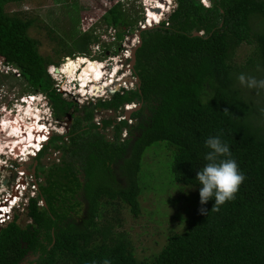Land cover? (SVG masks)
<instances>
[{
    "label": "trees",
    "instance_id": "16d2710c",
    "mask_svg": "<svg viewBox=\"0 0 264 264\" xmlns=\"http://www.w3.org/2000/svg\"><path fill=\"white\" fill-rule=\"evenodd\" d=\"M24 1L0 0V57L19 69L23 93L46 94L61 119L74 105L49 72L61 62L41 53L39 40L30 34L35 17L8 10ZM176 2L165 20L146 29L140 27V11L125 9L120 1L104 14V23L117 29L114 53L127 30H142L133 70L139 81L134 88H116L95 108L122 113L124 104L136 102L141 106L129 116L134 123L114 118L97 123L94 106L85 105L86 117L81 112L74 117L70 140L50 137L37 160L49 146H60L58 140L64 157L30 199L26 218L32 221L21 224L16 214L0 228V264H103L105 259L111 264H264V105L236 84L244 71L257 75L264 68V0H211L209 7L201 0ZM80 31L57 52L90 54L98 35ZM244 44L254 46L253 54L238 66L236 51ZM125 129L128 137L121 139ZM216 136L246 177L235 199L219 211L212 210L214 198L200 204L202 185L196 179L207 163L205 141ZM161 141L173 160V181L183 186V192L174 191L187 201L186 214L175 212L171 218L184 224L182 230L171 228L160 250L140 257L123 228L121 209L138 219L146 211L143 194L154 199L161 179L148 164L152 174L143 176L144 159L156 161L155 145ZM159 204L149 213L152 218ZM202 207L206 215L200 214Z\"/></svg>",
    "mask_w": 264,
    "mask_h": 264
},
{
    "label": "rangeland",
    "instance_id": "374dc122",
    "mask_svg": "<svg viewBox=\"0 0 264 264\" xmlns=\"http://www.w3.org/2000/svg\"><path fill=\"white\" fill-rule=\"evenodd\" d=\"M119 1L121 2L123 8L131 12H134V10L140 11L142 16L141 21L143 20V25L141 24L142 27L145 25L148 27L149 25L154 26L159 24L164 18L168 17V11L170 8L173 9L175 4L172 0H170L173 4H167L168 8L166 9H168V11H163L162 20L160 21L158 20L160 18L159 12H156V9H151V7L158 8L156 5L157 0H26L21 3L10 4L8 10L10 12L15 11L37 19V22L35 23L36 25L30 29V34L39 40L41 53L52 56L55 60H59L61 63L58 66L55 65V67L62 68V66L72 57L71 56L69 58L66 56L67 53L57 52L60 48H62L63 43L70 40V36L77 30H81L80 34L87 32L88 30H94V33L99 35L102 30L107 28L106 23H104L103 20L104 14ZM146 12L150 17L153 16L151 20L155 17L154 20L158 21L155 22L148 20L149 25H147ZM158 14L159 16H157ZM257 26H259V24L256 22V27ZM129 41L130 38L127 40L124 38L120 50L116 53H121L126 48V44ZM111 42H104L101 44V41H99L98 44L93 43L91 46V53L87 56L102 61L108 59L107 54H116L114 51L117 44ZM110 44H112V46H110ZM96 45L100 47V50ZM135 45L136 44L134 43V46ZM253 48L254 46L250 44H244L239 47L236 51L234 59L238 66H242L245 62H247L248 57L253 54ZM132 50L133 48H131V51ZM121 59L123 60V58ZM90 61H92V59ZM5 63L4 59L0 57V96L4 97L3 106L6 105L5 107L0 108V125H2V129L0 131V195L2 194L0 202L5 201L4 204H0V206L10 207L8 204L10 202L4 200V198L12 201V205L14 202L17 203L11 208L9 217L6 221L2 223L0 222V227L6 226L9 222H11L16 214L19 215L18 222L21 224H27L32 221L31 218H26L27 209L25 208L28 206L29 201L34 194L35 197L37 196V191L35 190V186L33 187L31 185L32 182L28 179L30 178L29 172L31 170L27 169V165L29 166V164L32 163L37 156H32L33 158H31L22 154L23 152H32L34 146L42 145V147H44V143L46 144L50 140L51 135L54 133L62 134L65 131L67 120L68 125H70L71 122V118L69 119V117L57 120L55 112L52 110V105L48 103L43 94L39 93L38 95H35L36 99L34 96L28 98V96H31L33 93H23L26 83L24 79L19 76V69L14 66L8 67ZM114 66L118 65H110L109 67ZM83 67L84 65L82 64L79 70ZM256 72L257 75L247 71H244L242 74L246 78H255L256 80L264 79V68H259ZM52 74L56 85L64 81V84L60 85V89H62L63 96L68 100H79L83 102L81 104L92 106L94 103H97L98 99L102 96L105 98L109 95L108 92L104 95L107 88H101L102 92H95V94L98 93V97L96 98L93 96L94 93L85 94L86 92H82L85 95H82L83 97H81V95H77L80 88L77 89L76 87L79 83L77 81L70 82V80H73L71 75L59 72L56 73V71L52 72ZM122 74L123 71L121 70L118 75ZM76 79L79 81L78 77H76ZM236 84L242 87L243 92L247 97L252 98V100L254 99L253 101L256 103L264 105V89L249 88L246 85L241 84L239 79L236 81ZM65 89H68V91ZM139 106L140 105L136 102L124 104L122 107L123 111L120 113L121 116H123L121 118L122 121L127 120L130 124L134 123V118L127 117V113L130 112L133 114V111L130 110L134 107L138 108ZM42 112L43 116L41 117L40 114ZM32 113L33 117H35L30 119L32 117L30 114ZM99 117L100 116H98V119ZM40 119L41 123L37 126L36 121ZM31 120H34L33 127L32 123H30ZM42 123L47 127L46 132L43 133V135L46 136V139L38 141L41 140V136L38 137L39 134H34L37 133V128L40 130V128L43 127ZM5 124L9 125L6 126ZM14 128L15 130L13 131ZM29 128L30 130L33 128V135L30 134ZM29 137H31V139ZM22 140L23 142L21 143ZM29 140L32 142L27 144L30 142ZM12 141L15 143H9ZM24 143L26 144L22 148L21 146ZM146 151V154L151 152L150 148ZM155 153H159L158 155L161 157L158 156L154 163L153 159H147L146 161L144 159L147 171L143 172L144 177L151 176L152 174L146 164L150 165L151 168L155 167L154 170L158 171L159 178L161 179L159 184L161 185L153 193L155 200L152 199V193L150 195H147V192L143 194L141 202L143 206L142 208H146V213L144 212V215L138 219H134V217L129 213L127 207H123L121 209V215L123 217L122 222L124 224L123 228L128 231V236L133 241L136 247L137 255L140 257L151 256L153 253L160 250L166 242L171 228L174 231L182 230L184 224L180 222L178 218H171L175 212L180 211L182 214H186L184 204L187 201L183 203L185 199L179 197L178 192L174 191L179 189L180 192H183V186H179L178 182L173 181V176L169 170L173 160L171 156H168L169 152H167L166 143L164 141L155 145ZM41 156H44V153L40 155L39 159ZM44 160H47V158ZM17 171H19V173H17ZM25 180L29 183L28 187H31L33 191L31 194H28L31 192V190H29L22 197V186L20 185L21 183H24ZM172 183H175V185L171 186ZM156 199L158 200L156 201ZM179 200L181 201L179 202ZM43 201L44 200H40L39 204H44ZM159 201L160 204L157 207L158 216L156 215L152 218V215H149V213L154 210ZM164 213L167 215L160 217V215H163ZM26 261L27 260L25 259L22 262Z\"/></svg>",
    "mask_w": 264,
    "mask_h": 264
},
{
    "label": "clouds",
    "instance_id": "9594fccd",
    "mask_svg": "<svg viewBox=\"0 0 264 264\" xmlns=\"http://www.w3.org/2000/svg\"><path fill=\"white\" fill-rule=\"evenodd\" d=\"M160 1H163V0H160ZM168 1H169L167 3L168 5H171V3L174 2V1L176 2V0H172V2L170 0H168ZM156 3L158 4L159 0H157ZM201 3H203V2L201 1ZM205 6L209 7V6H207V4ZM170 10H173V9L170 8ZM163 11L164 12L168 11V9L163 10ZM168 13L170 14L171 11H169ZM162 14H161L160 18L158 19L159 21L162 20ZM151 19H152V17H150L148 15V13L146 12V24L147 25H149L148 24V20L149 21H155V22L158 21V20H151ZM165 19L166 18H164L163 20H165ZM142 21H140V23H139L140 26L143 23ZM109 27H111V26H107V28H109ZM107 28H105V29H107ZM136 32L135 33H131L132 37L133 36L136 37ZM98 39L100 41L99 35H98ZM98 42H95L94 44H96ZM117 54H119V53H116V54L109 53V54H107V57L109 58V57H111L113 55H117ZM131 54H132V51H131ZM68 57L70 58L71 56H68ZM76 57H79V55H77L75 57H71V58H76ZM86 57H88V56H86ZM88 58H90V57H88ZM90 59H92L94 61H99L100 63L102 62V60H99V59H96V58H90ZM128 61H129L130 66H131V56H130ZM5 65L8 66V67L10 66L7 63H5ZM116 65H119V64H116ZM52 67H55V65H51L50 69H49V72H50V74L53 77V74H52V71H51ZM55 68H58V67H55ZM121 70L123 71V74L122 75H118V73ZM128 70L131 71V74L127 73ZM80 72H81V70L79 71V73ZM132 72L133 71L130 69V67H129V69H125V67L121 68V67L114 66V67H110V70H109L108 73H109V77L112 76V75H110V73H113V75H116L117 78H119V79L123 77L122 80H117L118 83H116V80H115V85H116V87L118 89H121L123 87L127 88V89H130L132 87L134 88V86H131L130 83L135 84L134 83V79L135 78H134V74ZM129 76L132 77V80L129 81V83H128V82H126L125 78H127ZM238 79H239L241 84H244V85H246L249 88L264 89V79L256 80L255 78H246L243 74H241L238 77ZM102 81H103V79H102ZM77 82L79 83L78 85H81V83L79 81H77ZM125 84H128V86H126ZM56 87L59 88V86H57V85H56ZM76 88L78 89L79 87H76ZM65 90L68 91V89H65ZM40 94L44 95V93H41V92H40ZM32 96H34V98H35V95H33V94L31 96L29 95L28 98H31ZM3 100H4V97L0 96V108H3V107L6 106V105L3 106V103H4ZM224 112H225V114H227L228 113V109L225 108ZM42 114H43V112L41 113V116H43ZM42 125H43V123H42ZM45 132H43V133H45ZM205 146L209 149V151L205 155V160L207 161V163L203 166L202 169H200L197 172V175H196V179L202 185V187L199 190L200 204L201 205L207 204V202L209 200L214 198L215 203L212 206V210L213 211H219V207L221 205L225 204L228 201H231V200L235 199L236 193L239 191V187L244 182L246 177L240 171L236 160L235 159H231V158H227V157L231 156V153H230V150H229V146L227 144L223 143L218 136L209 137L205 141ZM42 148L43 147H40V150ZM221 157H225V158L221 159ZM2 209H4V207L1 208V210ZM199 212L202 215H206L207 214V210L204 209L203 207L199 209ZM103 264H111V262L109 260L105 259L103 261Z\"/></svg>",
    "mask_w": 264,
    "mask_h": 264
},
{
    "label": "flooded vegetation",
    "instance_id": "af4514ba",
    "mask_svg": "<svg viewBox=\"0 0 264 264\" xmlns=\"http://www.w3.org/2000/svg\"><path fill=\"white\" fill-rule=\"evenodd\" d=\"M133 71V70H132ZM133 73V72H132ZM134 74V73H133ZM105 75V74H104ZM98 85V86H100V87H103V85H105L104 84V82L102 81V80H100V81H96V82H94V83H91L90 84V86H88V88L89 89H87V88H85L86 90H84V91H82L81 89H82V86L81 85H78L77 87H79L80 88V90H79V92H78V94L77 95H81V97H83L82 95H85V94H91V93H94L93 94V96L96 98V97H98V93L99 92H102V91H100L99 89H97V88H94V85ZM95 85V86H96ZM78 88V89H79ZM107 88V89H106ZM105 89H106V91H105V94L104 95H106V93L108 92V96L107 97H105V98H103V96L100 98V99H98V101L99 100H103V101H105V100H109L110 98H111V96H112V94L115 92V89L117 88L116 87V85H115V83H111V84H109L107 87H106ZM108 90V91H107ZM82 92H86L85 94H83ZM95 92H98L97 94H95ZM40 92H38V93H33V95H38ZM45 95V97H46V99H47V101H48V103H50V105H51V101H50V99H49V97L46 95V94H44ZM23 98H24V96H23ZM73 102H74V105H73V107L72 108H70V110L61 118V119H58L56 116V119L57 120H62V119H64L65 117H69V119L71 118V122H70V125H68V120H67V124L65 125V131L61 134V135H63V136H65V138H66V140H70V136H71V133H70V130H71V127H72V125H73V119H74V117L77 115V114H79L80 112H81V115H82V118H85L86 117V115H84L85 114V105L86 104H81V103H83V102H81V101H79V100H73ZM22 103H24V102H22ZM96 105H97V103H94V105H92V106H94V108L96 107ZM52 110H53V108H52ZM100 113V114H99ZM119 113V114H118ZM95 114L97 115V114H99V115H95V120H96V122L97 123H101V120H104V119H108V118H114V119H116L117 120V122H121L122 121V117L123 116H121V114H120V112H118V111H114V110H108V109H106V108H101V109H97V108H95ZM98 116H100L99 117V119H98ZM116 116H117V118H116ZM65 121V120H64ZM6 125V124H5ZM47 128V127H46ZM54 134H58V133H54ZM53 134V135H54ZM37 135V134H36ZM53 135H51L52 137H53ZM50 136V137H51ZM128 137V131L125 129L124 130V133L122 134V137H121V139H126ZM62 142L63 141H61V140H58L57 141V145H60V146H58L57 148L56 147H52V146H49L48 148H47V150H45V152H44V156H41V158L39 159V160H37V158L32 162V163H30L29 164V166L27 165V169H29V170H31L30 172H29V177L30 178H28L31 182H32V186L34 187L35 186V190L37 191V195L40 193V184L41 183H43V182H45L46 181V173H48L50 170V167L53 165V164H55V163H58V162H61V158H63L64 157V150H63V147H62ZM45 144V143H44ZM23 146H24V144H22V148H23ZM42 147V146H41ZM40 151H42V150H37V153L36 154H32V152H23V154L22 155H27V156H29V157H31V158H33L32 156H38V154L40 153ZM22 155H20V156H22ZM31 158H28V159H31ZM45 158H47V160H44ZM27 159V160H28ZM26 160V161H27ZM49 160V161H48ZM42 161V162H41ZM48 161V162H47ZM17 173H19V171H17ZM21 173V172H20ZM22 175V174H21ZM26 175V174H25ZM24 178V177H23ZM24 184V185H23ZM28 185H29V183L25 180L24 181V183H21V185L20 186H22V193H21V196L23 197L24 195H25V193L26 192H28L29 190H31V192L30 193H28V194H31L32 193V189H31V187H28ZM24 189V190H23ZM34 193V192H33ZM2 196V194L0 195V197ZM33 197H35V194H34V196ZM31 198V197H30ZM26 209V208H25ZM31 258V254L29 255V257L28 256H26V260H29V259Z\"/></svg>",
    "mask_w": 264,
    "mask_h": 264
},
{
    "label": "bare ground",
    "instance_id": "6f19581e",
    "mask_svg": "<svg viewBox=\"0 0 264 264\" xmlns=\"http://www.w3.org/2000/svg\"><path fill=\"white\" fill-rule=\"evenodd\" d=\"M169 1L168 0H163V1H159V3L158 4H156L157 5V7L159 8V10H155L156 12L158 11L159 12V14H160V16H161V14L163 13V10H166V8H168L167 7V3H168ZM174 6L173 7H176L177 6V2H175L174 1ZM157 14V13H156ZM159 14L157 15V16H159ZM152 18H153V16H152ZM154 19H155V17H154ZM153 19V20H154ZM76 58H78V59H76ZM75 59L73 58V59H69L63 66H62V68L60 69V67H59V69H60V71H59V73H65V74H67V75H71V77H73V80H70V82H72V81H78L77 79H76V77H78V79H79V82L81 83V86H82V91H84V90H86L85 88H87V89H89L88 88V86H90V83H94V82H96V81H100V80H102V79H104V74H105V71H103V69H102V67H103V65L100 63V62H92V61H94V60H92V61H90L91 59H89V58H87L86 56H79V57H76ZM84 65V67L81 69L82 71L80 72V73H78L80 70H79V68H80V66L81 65ZM116 72V71H115ZM78 74V75H77ZM112 76H114V80H112V82H110V80H107V83L105 84V85H103V87H100V86H98V85H94V88H97V89H99L100 91H101V88H106L109 84H111V83H115V80H116V82H118L117 80H122V78H117V76L116 75H112ZM127 76V75H126ZM70 78V77H69ZM117 78V79H116ZM112 79V78H111ZM24 102H25V100H24ZM135 108V107H134ZM30 115H32V117L30 118V119H33L34 117H33V113L32 114H30ZM40 116H41V114H40ZM42 117V116H41ZM39 118V117H38ZM37 120V119H36ZM19 121V120H18ZM33 122H34V120L32 121L31 120V122L30 123H32V127H33ZM40 123H41V119L40 120H38V121H36V124H37V126H39L40 125ZM9 124H6V126H8ZM29 127V126H28ZM31 127V126H30ZM17 128H18V126H17ZM1 129H2V125H0V131H1ZM46 126L45 125H43V127H41L40 128V130H38V128L36 129V134H39L38 135V137H40L41 136V140H38V141H43L44 139H46L45 137V135H43V132H45L46 130ZM12 130V129H11ZM15 130V128L13 129V131ZM8 131V130H7ZM29 131H30V134L31 135H33L34 134V132H33V128L30 130V128H29ZM36 134H34V135H36ZM20 137V136H19ZM30 139H31V137H29ZM34 138V137H33ZM30 141V140H29ZM23 142V140L21 141V143ZM32 141H30V142H28L27 144H30ZM7 143V142H6ZM9 143H15L14 141H12V142H9ZM26 143H24V145H25ZM35 144V143H34ZM38 144V143H37ZM22 147V146H21ZM16 152H17V150H16ZM24 190V189H23ZM20 191V190H19Z\"/></svg>",
    "mask_w": 264,
    "mask_h": 264
},
{
    "label": "built area",
    "instance_id": "2783aa9c",
    "mask_svg": "<svg viewBox=\"0 0 264 264\" xmlns=\"http://www.w3.org/2000/svg\"><path fill=\"white\" fill-rule=\"evenodd\" d=\"M201 1L205 5L207 4V6H209L211 4V0H201ZM131 36H132L131 32L129 30H127V33L125 34V40L130 38L131 41L126 44V48L121 53H119L117 55H113V56L109 57L108 59H106L105 61L101 62V64L103 65L102 69L105 71V75H104V79H103L104 84L107 83V80H110V82H112V80H114V76H110L109 77V73L108 72L110 70V67H109L110 65L119 64L117 67H121V68L125 67V69H129L130 63H129L128 60H129V58L131 56V48L134 46V43L136 44L138 42V37L137 36L136 37H134V36L131 37ZM99 37H100L101 44L104 43V42H111V41L113 42V40L114 41L117 40V29L115 27H113V26H111V27H109L107 29H104L99 34ZM103 40H105V41H103ZM96 46L100 50V47L98 45H96ZM121 58H123V60ZM51 71L55 72L56 68L52 67ZM127 73L131 74V71L128 70ZM110 75H113V73H110ZM63 84H64V81L61 82L60 84H58L57 86H59V88H60V85H63ZM125 85L128 86V84H125ZM130 85L131 86H135V84H133V83H130ZM41 146H34V148L32 149V154H36L37 150H39ZM4 200L10 202V203H8L10 205L9 208L7 206H5L4 209H2L0 211V219L6 221L7 217H9L11 208L17 202L16 203L14 202L13 205H12V201L7 200L6 198H4ZM5 205H7V204H5Z\"/></svg>",
    "mask_w": 264,
    "mask_h": 264
},
{
    "label": "water",
    "instance_id": "95a60500",
    "mask_svg": "<svg viewBox=\"0 0 264 264\" xmlns=\"http://www.w3.org/2000/svg\"><path fill=\"white\" fill-rule=\"evenodd\" d=\"M151 9H157V10H159V8H152L151 7ZM151 27H153V26H148V27H143V29H146V28H151ZM197 34H200V33H202V32H196ZM136 36L138 37V43L135 45V46H133V50H132V54H131V66H130V69L131 70H134L135 69V64H136V60H137V50H138V48L142 45V30H138L137 32H136ZM60 71V69H59V67L58 68H56V72H59ZM125 80H126V82H128L129 83V81H131L132 80V77L131 76H129V77H127V78H125ZM139 81V77H137L136 76V78L134 79V83L136 82H138ZM59 90L60 91H62V89H60L59 88ZM141 106V105H140ZM139 106V107H140ZM136 108V107H135ZM135 108H133V109H131L130 111H134V110H136ZM131 115V113L130 112H128L127 113V117H129ZM4 202L5 201H2L0 204H4ZM43 203L44 204H46V201L44 200L43 201ZM2 205L0 206V210H1V208H3L2 207ZM8 218V217H7ZM0 222L2 223V222H4V220H2V219H0ZM1 228V227H0Z\"/></svg>",
    "mask_w": 264,
    "mask_h": 264
},
{
    "label": "crops",
    "instance_id": "0c3cea01",
    "mask_svg": "<svg viewBox=\"0 0 264 264\" xmlns=\"http://www.w3.org/2000/svg\"><path fill=\"white\" fill-rule=\"evenodd\" d=\"M176 7H177V6H176ZM174 9H175V7L173 8V10H174ZM173 10H169V11H171V13H172ZM169 11H168V12H169ZM168 15H169V14H168ZM166 18H167V17H166Z\"/></svg>",
    "mask_w": 264,
    "mask_h": 264
}]
</instances>
